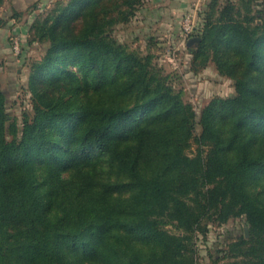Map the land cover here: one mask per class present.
Listing matches in <instances>:
<instances>
[{"label": "trees", "instance_id": "trees-1", "mask_svg": "<svg viewBox=\"0 0 264 264\" xmlns=\"http://www.w3.org/2000/svg\"><path fill=\"white\" fill-rule=\"evenodd\" d=\"M139 2H58L32 25L48 47L19 137L0 89V264H195L206 222L242 214L221 264H264V22L210 0L187 48L235 92L197 114L113 37Z\"/></svg>", "mask_w": 264, "mask_h": 264}, {"label": "rangeland", "instance_id": "rangeland-1", "mask_svg": "<svg viewBox=\"0 0 264 264\" xmlns=\"http://www.w3.org/2000/svg\"><path fill=\"white\" fill-rule=\"evenodd\" d=\"M0 89L6 100V111L16 120L17 137L21 135L24 116L32 114L33 98L29 82L34 63L39 61L48 42H40L32 25L43 19L58 2L69 0H0ZM210 0H140L127 22L113 26L112 35L128 51L139 56H150L153 71L165 78L173 93H179L182 101L190 103L197 114L213 97H226L235 92L233 80L218 71L213 50L205 62L194 59L187 48L190 37L198 35L205 22ZM232 2L241 15L246 11L240 0H216L214 18L220 10ZM252 25L264 22V0H251ZM190 16L192 28H185ZM199 117V116H198ZM197 117V118H198ZM200 131L196 125L195 134ZM11 136L8 135V138ZM197 145L191 141L186 152L193 155ZM172 233L178 231L172 226ZM248 226L245 216L229 218L224 224L207 221L206 231L197 233L195 264H221L231 260L225 256L229 243L245 233ZM245 235V238H248ZM217 260L215 263L214 261Z\"/></svg>", "mask_w": 264, "mask_h": 264}, {"label": "water", "instance_id": "water-1", "mask_svg": "<svg viewBox=\"0 0 264 264\" xmlns=\"http://www.w3.org/2000/svg\"><path fill=\"white\" fill-rule=\"evenodd\" d=\"M199 40H200V37H199V36H192V37H190V38L188 39L187 44H188V45H193L194 43L199 42ZM244 231H245V235H248V229L245 228Z\"/></svg>", "mask_w": 264, "mask_h": 264}, {"label": "built area", "instance_id": "built-area-1", "mask_svg": "<svg viewBox=\"0 0 264 264\" xmlns=\"http://www.w3.org/2000/svg\"><path fill=\"white\" fill-rule=\"evenodd\" d=\"M185 28L187 30H190L192 28V21H191L190 16H187L185 19Z\"/></svg>", "mask_w": 264, "mask_h": 264}]
</instances>
